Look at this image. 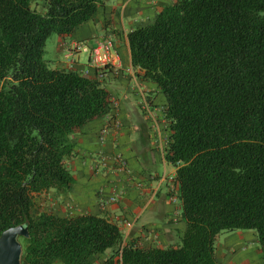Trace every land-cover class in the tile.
<instances>
[{
  "label": "trees",
  "instance_id": "obj_1",
  "mask_svg": "<svg viewBox=\"0 0 264 264\" xmlns=\"http://www.w3.org/2000/svg\"><path fill=\"white\" fill-rule=\"evenodd\" d=\"M105 5L0 0V237L28 229L21 264H93L108 250L121 264H219V236L253 230L264 264V0H175L128 34L133 68L166 99L180 245L124 244L117 223L93 214H35L40 195L71 189L73 136L114 104L97 78L51 68L47 41Z\"/></svg>",
  "mask_w": 264,
  "mask_h": 264
},
{
  "label": "crops",
  "instance_id": "obj_2",
  "mask_svg": "<svg viewBox=\"0 0 264 264\" xmlns=\"http://www.w3.org/2000/svg\"><path fill=\"white\" fill-rule=\"evenodd\" d=\"M175 0H106L95 18L79 26L72 35L58 36L57 50L63 60L52 68L74 69L97 78L111 94L113 110L85 125L73 138L75 157L69 169L75 179L67 192L51 190L36 199L38 213L59 217L93 214L117 223L124 244L143 249L169 248L181 244L186 231L181 203L173 202L177 169L166 161L171 130L165 117L166 99L159 87L143 80L134 69L128 34L151 24ZM111 38L123 59V69H107L103 77L92 65L91 55L74 50L76 44L94 45ZM108 116L121 123L106 132ZM104 135V136H103ZM123 157L125 170L118 157ZM116 203H107L113 193ZM132 222L131 229L125 228ZM111 250L92 259L93 264H121ZM219 264H263L257 233L252 230L222 233L216 243ZM54 264H63L56 261Z\"/></svg>",
  "mask_w": 264,
  "mask_h": 264
},
{
  "label": "built area",
  "instance_id": "obj_3",
  "mask_svg": "<svg viewBox=\"0 0 264 264\" xmlns=\"http://www.w3.org/2000/svg\"><path fill=\"white\" fill-rule=\"evenodd\" d=\"M74 50L80 52H87L91 55L92 65L98 70L99 76L98 78L103 77V72L107 69H115L120 71L123 69V59L120 52L117 50L115 41L111 38L97 39L94 45L89 44H76ZM109 122L104 129V132L109 130V128L119 127L121 125L120 121L113 116H108ZM104 136V135H103ZM118 160L121 164L120 170H125L126 165L123 157H118ZM175 186V185H174ZM120 193H113V195L105 202L103 200V206L107 203H116L119 199ZM171 200L173 202H177L178 199V188L175 186L172 192ZM126 229H131L133 227L132 222L125 223Z\"/></svg>",
  "mask_w": 264,
  "mask_h": 264
},
{
  "label": "water",
  "instance_id": "obj_4",
  "mask_svg": "<svg viewBox=\"0 0 264 264\" xmlns=\"http://www.w3.org/2000/svg\"><path fill=\"white\" fill-rule=\"evenodd\" d=\"M20 237L28 238V229L24 226L10 228L0 237V264H21L23 244Z\"/></svg>",
  "mask_w": 264,
  "mask_h": 264
},
{
  "label": "rangeland",
  "instance_id": "obj_5",
  "mask_svg": "<svg viewBox=\"0 0 264 264\" xmlns=\"http://www.w3.org/2000/svg\"><path fill=\"white\" fill-rule=\"evenodd\" d=\"M57 39H58V35H53L51 36L48 41H47V45H46V55H45V59L48 62V65L52 68V66H54L53 60H56L57 58L60 60H63V56L64 54H59L58 50H57ZM42 207L38 206L37 209L35 210V214L39 212V210ZM253 231V230H252ZM235 232V231H234ZM228 233V232H226Z\"/></svg>",
  "mask_w": 264,
  "mask_h": 264
}]
</instances>
